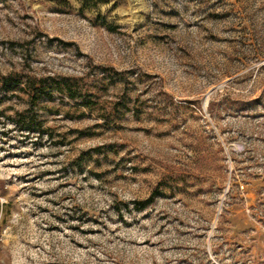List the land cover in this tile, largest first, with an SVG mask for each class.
Returning <instances> with one entry per match:
<instances>
[{"label":"rangeland","instance_id":"obj_1","mask_svg":"<svg viewBox=\"0 0 264 264\" xmlns=\"http://www.w3.org/2000/svg\"><path fill=\"white\" fill-rule=\"evenodd\" d=\"M0 264H264V0H0Z\"/></svg>","mask_w":264,"mask_h":264},{"label":"trees","instance_id":"obj_2","mask_svg":"<svg viewBox=\"0 0 264 264\" xmlns=\"http://www.w3.org/2000/svg\"><path fill=\"white\" fill-rule=\"evenodd\" d=\"M2 80H4V81L6 82V81H7V78H4V77H3Z\"/></svg>","mask_w":264,"mask_h":264}]
</instances>
